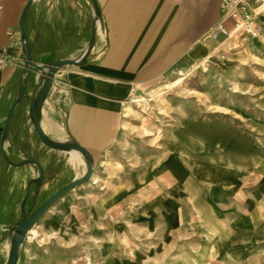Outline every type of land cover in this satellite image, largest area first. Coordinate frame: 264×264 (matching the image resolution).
<instances>
[{
	"label": "rangeland",
	"instance_id": "obj_1",
	"mask_svg": "<svg viewBox=\"0 0 264 264\" xmlns=\"http://www.w3.org/2000/svg\"><path fill=\"white\" fill-rule=\"evenodd\" d=\"M210 37L207 55L150 85L133 86L148 49L103 70L121 95L105 96L115 139L91 180L39 221L26 264H104L111 246L117 264H264V30Z\"/></svg>",
	"mask_w": 264,
	"mask_h": 264
},
{
	"label": "crops",
	"instance_id": "obj_2",
	"mask_svg": "<svg viewBox=\"0 0 264 264\" xmlns=\"http://www.w3.org/2000/svg\"><path fill=\"white\" fill-rule=\"evenodd\" d=\"M106 25L108 49L103 55V36L100 35L95 54L101 55L82 68H69L63 72L72 86V110L70 125L80 142L90 145L92 150L106 149L115 139L114 127L117 111L107 99L120 98L118 79H104L103 70L111 75L118 72L121 56L130 50L148 49L150 57L145 63L140 78L134 87L153 84L168 71H175L196 57L207 55L213 48L200 44L209 35L220 16L221 0H98ZM28 0H0V51L8 48L14 59L0 69V121L4 119L13 102L19 83L17 68L22 57V44L12 45L10 30L20 31V17ZM93 11L89 0H35L26 21L34 57L49 63L55 59L73 58L82 54L91 37ZM264 25V16L262 17ZM150 24V32L144 27ZM264 30V26H263ZM140 41L150 44L139 45ZM207 42V41H206ZM138 44V45H137ZM100 53V54H99ZM170 57L167 63L159 58ZM105 81H110L107 84ZM64 85V83H63ZM56 92V88L52 94ZM68 101H70L68 97ZM49 115V112L45 110ZM50 116V115H49ZM31 142V151L47 168L57 156L43 148L33 135L24 108H20L11 131L10 151L13 147L26 149ZM20 171L10 170L0 158V227L8 225L17 217V202L22 185ZM59 223V221H57ZM237 225V224H236ZM208 229V228H207ZM209 232H213L208 229ZM35 234V233H34ZM34 236V235H33ZM29 242V240H28ZM27 242V244H28ZM31 243V242H29ZM27 244L22 264H26ZM111 245V244H109ZM103 247V246H102ZM101 247V249H102ZM109 253L102 256L117 264ZM104 263V264H105Z\"/></svg>",
	"mask_w": 264,
	"mask_h": 264
},
{
	"label": "water",
	"instance_id": "obj_3",
	"mask_svg": "<svg viewBox=\"0 0 264 264\" xmlns=\"http://www.w3.org/2000/svg\"><path fill=\"white\" fill-rule=\"evenodd\" d=\"M89 1L94 17L91 37L86 48L79 56L55 59L49 63L38 61L34 57L26 27L35 0H28L21 14L19 26L22 57L17 66L19 83L9 111L0 121V158L8 169L20 171L23 178L17 202L18 215L12 223L0 227V264H22L25 246L39 221L58 200L91 180L96 168V159L103 151L92 150L90 145L80 142L74 135L70 125V112L73 108L72 86L63 74L69 68H82L101 58V55L95 54L100 35L104 38L105 48H108L106 25L100 3L98 0ZM104 50L106 49H103L102 56ZM54 88L56 92L52 94ZM22 107L28 117L30 135H33L43 148L57 156L50 162L49 168L34 156L30 141L26 149L13 147L10 151L12 125ZM45 110L56 123L55 136L48 134L44 128ZM72 152L80 154L84 159L85 171L82 175L70 174L65 177L67 157ZM72 175L74 178L62 182ZM46 185L50 187L43 194Z\"/></svg>",
	"mask_w": 264,
	"mask_h": 264
},
{
	"label": "built area",
	"instance_id": "obj_4",
	"mask_svg": "<svg viewBox=\"0 0 264 264\" xmlns=\"http://www.w3.org/2000/svg\"><path fill=\"white\" fill-rule=\"evenodd\" d=\"M220 16L211 29L213 38H224L230 42L248 40L259 36L263 29L264 0H221ZM12 45H21V32L10 30ZM233 50L232 47L229 51ZM14 64L8 48L0 51V69Z\"/></svg>",
	"mask_w": 264,
	"mask_h": 264
},
{
	"label": "bare ground",
	"instance_id": "obj_5",
	"mask_svg": "<svg viewBox=\"0 0 264 264\" xmlns=\"http://www.w3.org/2000/svg\"><path fill=\"white\" fill-rule=\"evenodd\" d=\"M211 39H215L213 37H210ZM100 54V53H99ZM197 65V64H196ZM184 81V78L178 79L174 83H172L173 87L180 86ZM135 101V100H134ZM140 102V100H138ZM45 119H44V128L46 132L50 135H56V123L52 121L51 117L44 111ZM65 173H72L76 175H81L85 171V162L84 159L81 157L80 154L76 152H72L68 155L66 165H65ZM50 185H46L43 189V194L46 193L47 190H49ZM34 232H32V235L29 238V242H32Z\"/></svg>",
	"mask_w": 264,
	"mask_h": 264
}]
</instances>
